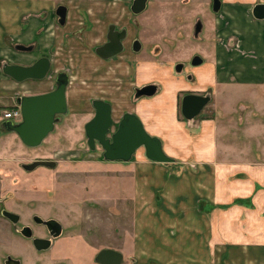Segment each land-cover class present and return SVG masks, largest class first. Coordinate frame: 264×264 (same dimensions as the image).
<instances>
[{"label":"rangeland","instance_id":"374dc122","mask_svg":"<svg viewBox=\"0 0 264 264\" xmlns=\"http://www.w3.org/2000/svg\"><path fill=\"white\" fill-rule=\"evenodd\" d=\"M164 2L157 12L164 10L168 21L145 50L167 55H121L105 61L94 54L100 42L86 37L83 26L73 31L78 22L70 20L65 28L56 21L50 55L52 87L57 73L66 71L74 77L68 88L88 98L86 103L71 101L69 113L38 148L27 147L15 134L0 132V264L7 255L23 264H98L95 257L105 248L123 253L122 264H264V195L259 192L255 197L261 188L257 179L264 178V169H259L264 168V86L228 82V75L219 71L223 65H216L221 56L216 48L222 51L219 41L191 42L184 37L165 42L166 36L174 39L181 30L188 31L190 21L182 23L183 29L176 28L169 15L177 4ZM194 3V14L207 8L205 3ZM193 54L200 55L204 64L193 67ZM34 60L29 58L28 63ZM178 63L187 65V70L177 73ZM135 65L138 76L144 74L149 85L170 91L144 98L148 110L156 112L159 105L167 118L194 126V166L152 162L144 149L130 162H108L101 147L89 149L85 125L95 114L92 100L107 98L119 121L136 102L131 78ZM182 76L190 82L189 88L212 97L193 120L181 111L186 92H174ZM111 91L118 97L111 100ZM175 98L179 108L173 110ZM169 119L153 115L152 124L165 128L172 124ZM207 120L218 126L213 145L210 136L201 135ZM146 129L153 135L150 126ZM40 159L54 160L57 166L34 171L22 167ZM2 209L19 214L21 224H33L34 237L46 234L33 223V215L57 220L64 233L39 255L31 240L11 230Z\"/></svg>","mask_w":264,"mask_h":264},{"label":"crops","instance_id":"0c3cea01","mask_svg":"<svg viewBox=\"0 0 264 264\" xmlns=\"http://www.w3.org/2000/svg\"><path fill=\"white\" fill-rule=\"evenodd\" d=\"M114 2L115 0H63V2H59V0H0V60H3L2 67L5 63L31 65L35 60L42 57L50 58L53 67V60L50 55L54 53L56 21L58 23L56 9L59 5H64L68 8L67 23L64 26L58 24L60 27H68L70 20L75 23L78 22V27L73 31L84 27L86 37L90 36L91 39L94 40H92L93 42H100L101 39L98 38L96 31L99 28H103V26L98 24V20L104 15H106L107 21L112 19ZM254 4L255 0H225L224 18L220 19L223 22L222 28L224 32L226 31L228 34L229 32L231 33L232 29H236L238 31L236 35H238L239 41H227L226 33H224L222 37L226 40L223 39V41L219 42L222 46V51L216 48V55H221L216 59V65H223L222 68H219V71H222V75L224 76L228 75V82H230L229 80H231V82L238 81L237 84L250 87H261L264 86V20L255 21L252 18L250 11ZM227 21H234L236 24H224ZM92 32L94 34H91ZM17 45L32 47V50L29 53H22L23 51L16 49ZM12 46L13 48H11ZM11 49H16L17 51H12ZM5 55L11 56L6 57ZM33 57L35 60L32 63H28L29 58ZM2 67H0V132L2 134L17 135L14 132H6L1 127L2 123L8 120L4 118V112L18 107L17 100L22 96L52 91L53 81L51 80L53 76L51 73L45 80H28L21 83L4 74ZM167 70L169 71L168 75L175 76L172 74V71L169 69ZM214 70L211 73L212 77L214 75ZM132 71L131 78L133 80L132 84L134 85V89L135 87L143 88L149 85V80L147 81L144 78V74L140 77L138 76L139 73L136 65ZM160 71H162V69H160ZM205 72L208 73V71ZM181 78H183L182 82H178L174 92L194 91V89L189 88V86H191L190 82L183 76ZM73 80L74 77L71 75L70 85L73 83ZM189 81H191V79H189ZM225 82L227 83V81ZM154 83H156V81ZM161 87L162 86H158L155 95L159 96L162 91L164 92L163 94L170 92L168 88L162 87V89ZM112 92L113 91H111L112 95H110L111 100L118 97ZM67 98L70 107L71 101L80 99L86 103L88 97H86L85 93L72 92V90L68 88ZM101 98L107 99L102 96L97 99ZM144 101L145 99L143 98L130 104V109L128 105L129 110L125 111V113H136L142 119L145 127L149 128L150 126L153 129V135L162 139L167 154L176 159V164H191L194 166V154L197 153V151H194L195 138L191 135L194 132V126L188 127L185 123L179 122L178 119H176L177 117L174 121L167 118L164 110L159 105L156 106V112H150L148 110V104L145 106ZM178 101V98L174 99V104L172 106L173 110L179 108ZM123 107H125V105L120 108ZM113 109L115 111L114 107ZM153 115H157V118L162 121L163 119H169L168 123L172 124L165 128L159 125L160 128H157L152 124ZM203 127L201 135H205L206 138L210 136L209 144L213 145L212 142L213 139H215V133L218 127L217 123L213 120H207L203 124ZM197 141L199 142V140ZM0 145H2V142ZM3 147L5 148V146ZM212 156L214 157L215 155L212 153ZM212 163H214L215 167L216 162L214 161ZM164 167L169 170V166L164 165ZM259 169L263 172L262 169L264 168ZM259 169L257 168L256 170ZM257 182L261 184V188L256 191L255 197H257L259 192L264 195V178L257 179ZM252 185L254 186L253 183ZM253 186L250 192L251 195L255 192ZM212 226H215V224L213 223Z\"/></svg>","mask_w":264,"mask_h":264},{"label":"water","instance_id":"95a60500","mask_svg":"<svg viewBox=\"0 0 264 264\" xmlns=\"http://www.w3.org/2000/svg\"><path fill=\"white\" fill-rule=\"evenodd\" d=\"M220 7V1L215 0L214 10L218 12ZM259 10H263V13H257ZM56 14L59 18V24L65 25L68 8L60 5L57 8ZM254 15L256 18L264 20V3L256 5ZM16 49L27 51L31 47L17 45ZM122 50L123 45L121 39H119L98 48L97 52L103 54L106 52L102 57L108 59ZM138 50L139 48L136 49V51ZM202 64H204V59L200 55H195L191 65L196 67ZM51 67L50 58L42 57L32 65L5 63L2 70L7 76L22 83L28 80H45L50 73ZM183 67V63L176 65V72L182 73ZM70 82V74L66 71H61L56 77V87L54 90L18 98L17 104L22 112V120L19 122L5 120L1 127L6 132L16 133L27 147H40L49 134L55 130L56 123L61 121V117L69 113L67 91ZM157 89L158 86L156 85L139 88L136 91L135 98L154 96ZM210 101V95L188 94L184 96L182 101L183 116L187 120L195 119L202 113ZM92 104L95 109V116L85 126L88 145L92 151H95L97 145H100L104 151L103 158L105 161L130 162L140 149H144L146 158L152 162L161 164L176 162V159L165 151L162 139L150 134L137 114L131 112L125 113L118 123L117 130L110 136L115 124L111 103L102 99H94ZM56 166V161L45 159L22 165L26 171H34L39 167L55 168ZM3 215L14 223H17L19 220V215L9 210H4ZM36 219L50 227L51 225L55 226L51 232L52 239L34 238V245L38 250H47L52 246L53 240L62 235L63 227L55 219L44 220L39 216H36ZM23 233L27 237H32L30 233ZM14 261L16 264H20L19 260ZM123 261L124 254L111 248L102 249L95 257V262L98 264H122Z\"/></svg>","mask_w":264,"mask_h":264},{"label":"flooded vegetation","instance_id":"af4514ba","mask_svg":"<svg viewBox=\"0 0 264 264\" xmlns=\"http://www.w3.org/2000/svg\"><path fill=\"white\" fill-rule=\"evenodd\" d=\"M143 1H145V3H143ZM160 1H158V0L157 1L156 0H115L114 5H113V9H112V19L110 21H107L106 15H104L101 19L98 20V24L100 26H103V28H99L96 31L98 38L101 40H100V43L95 47V53L94 54L98 55V57H100L101 59H103L105 61L115 60L117 57H119L121 55H167V53H165L164 51H157V52L151 53V52H148L147 50H145L146 49L145 44L153 41L154 38H157V35H158L160 28H163V26H164L163 24H166V22L168 21L166 19L167 18L166 16H168V15H165L164 10L157 12V10L159 9V5L167 4V2H164L166 0H160ZM173 1H175L177 6H176L175 10L170 11V14H173L171 16L169 15L170 22H172L176 28L183 29L182 23L187 22L189 20L190 21V23L188 25L189 29L186 32L184 30H181L179 32L180 36H177L174 39H169L170 37H168V36L164 37L163 40L165 42L171 41L173 43H176V42L181 41L182 38H184V37L189 38V41H191V42L204 41L205 38L212 39L213 41H219V42L223 41V39H225L222 36L224 35V33H226V31L224 32V30L222 28L223 22L220 20V19L224 18L225 0H218L221 3V7H220V10L218 12H216L214 10L215 0H173ZM197 1L205 3L207 5V8L203 9L201 12H196L194 14V5H196L194 2H197ZM262 3H264V0H255V4L250 11L252 18L255 21L260 20V19L256 18V16L254 15V9H255L256 5L262 4ZM257 13H263V10H259ZM56 16H57V14H56ZM173 16H174L175 20L172 19ZM57 18H58V16H57ZM66 23H67V21H66ZM226 23L227 24L231 23V25L236 24V22H234V21L233 22L227 21L224 24H226ZM58 24H59V18H58ZM61 26H64V25H61ZM227 30H228V28H227ZM209 32L213 33L214 35L212 37L207 36ZM237 32L238 31L236 29H232L231 33L230 32H229V34L226 33L227 41L232 40L234 42H238L239 37H238V35H236ZM101 35H102V37H101ZM119 39H121V43L123 45V50L120 53L116 54L115 56L108 58V59H105L102 57V55H104L106 52L104 54L97 52L98 48L103 47L104 45L108 44L109 42H115L116 40H119ZM137 48H139L138 51H136ZM31 50H32V47L30 50L23 51L22 53H29ZM194 55H197V54H193V56L191 57L190 63L192 62ZM38 59H40V58H38ZM37 60H35L32 64H34ZM51 64H52V62H51ZM178 64H180V63H178ZM178 64H176V65H178ZM176 65H175V67H176ZM186 66L187 65L184 64L182 73L187 70ZM51 70H52V67H51ZM51 70H50V73L48 74V76L51 74ZM57 75H58V73H57ZM70 77H71V75H70ZM188 79H192V76H188ZM55 84H56V79H55ZM54 89L55 88H53V90ZM137 89H139V88L135 87V89H134L135 94H136ZM186 94L187 95L188 94L203 95V94H200L198 91H188V92H186ZM186 94H185V96H186ZM206 95H209V94H206ZM150 97H153V96H150ZM134 98H135V96H134ZM143 98H149V97L148 96H142L139 99L135 98V100L139 101L140 99H143ZM101 99L111 103L110 101H108L106 99H103V98H101ZM93 100H92V102H93ZM211 100H212V97H211ZM111 105L113 108L112 103H111ZM113 111H114V109H113ZM181 111H182V104H181ZM123 115H122V117H123ZM94 116H95V114H94ZM122 117H121V119H122ZM113 118H114V114H113ZM121 119L119 121H116L114 119L115 124H114V127L112 128V132H111L110 136L117 130L118 123L121 121ZM85 133H86V129H85ZM86 136H87V134H86ZM97 147H101V146L97 145ZM89 149H90V147H89ZM4 210H7V209H2L1 215L5 218L6 221H8L10 223L11 230L14 231L15 233H18L19 235L25 237L27 240H31L32 247L34 248V250L37 254L41 255L45 252H48L53 247L54 241L52 243V246L49 249L38 250L36 248V246L34 245V238L52 239L51 232L55 226L51 225V227H50L49 225H46L42 221L36 219L37 215H33L32 216L33 223H35L36 226L43 228V230L46 234L45 236L34 237V227L32 226L33 224H31L29 222L21 224L22 218L19 214H18L19 215L18 222L14 223L12 220H10L9 218H7L6 216L3 215ZM51 219L52 218L44 219V220H51ZM23 232L32 234V237L25 236ZM62 232H63V229H62ZM63 233H62V235H63ZM10 258H12V259H10ZM14 260H19V259H13V257H11L10 255H7V258L4 259L3 264H16ZM20 264H23L22 261H20ZM35 264H38V263H35ZM59 264H64V263H59Z\"/></svg>","mask_w":264,"mask_h":264},{"label":"built area","instance_id":"2783aa9c","mask_svg":"<svg viewBox=\"0 0 264 264\" xmlns=\"http://www.w3.org/2000/svg\"><path fill=\"white\" fill-rule=\"evenodd\" d=\"M4 118L8 119V120H14L16 122H19L22 120V112L20 107H16L14 109H11L9 111H5L4 112ZM17 119H19V121H17Z\"/></svg>","mask_w":264,"mask_h":264}]
</instances>
